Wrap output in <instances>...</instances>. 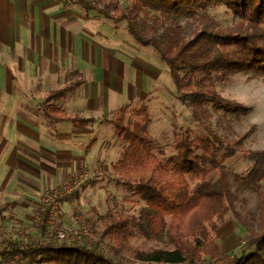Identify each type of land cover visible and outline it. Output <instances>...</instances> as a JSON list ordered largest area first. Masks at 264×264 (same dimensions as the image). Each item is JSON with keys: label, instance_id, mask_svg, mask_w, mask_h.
I'll use <instances>...</instances> for the list:
<instances>
[{"label": "trees", "instance_id": "16d2710c", "mask_svg": "<svg viewBox=\"0 0 264 264\" xmlns=\"http://www.w3.org/2000/svg\"><path fill=\"white\" fill-rule=\"evenodd\" d=\"M75 1L86 14L96 13L114 23L126 22L137 44L154 49L169 69L180 103L205 129V135L181 130L176 136L175 154L159 157L149 133V108L120 109L112 125L125 149L112 168L110 181L138 197L145 207L138 215L110 210L93 225L100 239L109 241L111 255L98 245L90 247L81 242L52 243L36 251L23 243L6 241L0 243L2 263L22 254L33 264H264V231L256 232L239 216L238 222L249 235L240 254L225 255L217 244L218 227L238 202L225 164L243 152L254 162L245 182L256 189L264 180V151H244L247 136L234 141L222 139L211 124L214 115L240 118L251 112L242 104L224 99L214 86L237 76L264 80V0H134L114 12L87 0ZM221 6L227 7L238 22L221 30L204 15L200 18L204 28L189 41L158 35L155 27L141 23L140 18L150 13L163 18H194L198 12ZM83 84L75 83L47 95L44 118L50 125L72 123L75 130L86 132L94 123L93 119L70 117L57 104ZM95 145L93 141L86 152ZM96 184L93 180L92 185ZM80 191L76 189L72 197H78ZM61 199L68 201L70 197ZM7 209V205L0 208V217ZM51 213L52 207L39 212L42 235L47 233ZM137 239L161 248L142 251L132 245Z\"/></svg>", "mask_w": 264, "mask_h": 264}, {"label": "rangeland", "instance_id": "374dc122", "mask_svg": "<svg viewBox=\"0 0 264 264\" xmlns=\"http://www.w3.org/2000/svg\"><path fill=\"white\" fill-rule=\"evenodd\" d=\"M87 1L106 8L109 12L124 9L134 2V0ZM62 4L67 9L68 18H74L75 27H83L87 45H96L100 53L109 48L110 79H116L126 86V97L122 98L119 104L116 99L113 100L116 104L112 105L114 110L108 114V117H103L102 114L91 117L94 123L89 126L86 133L75 131L72 123L57 125L58 127L50 125L44 118V112L48 106L45 96L42 97V102L35 104L32 116L37 129L43 130L46 135L52 137L56 130H60V137H57V139L60 138L59 144H67L75 154V158L67 163L74 169L67 173L62 184L72 176L93 177L78 187L81 188L78 197L69 195L68 201L61 202V198L66 195L62 193L60 187L52 194H38L23 206L9 208L0 217V243L6 241L23 243L29 248H33L41 241L50 245L56 243L57 233L63 231L75 242L85 244V239L81 238L84 227H89L99 237V231L94 229L93 225L99 224L98 218L105 216L110 210L126 215H138L139 211L145 207V203L127 189L110 181L112 168L121 159L125 149L118 141L112 125L120 109L149 108L152 118L149 133L157 148L156 155L159 157L175 154L176 136L181 133V130L191 131L195 136L205 135V129L193 119L189 109L180 103L169 69L158 59L152 47H142L135 42L128 33L126 22L114 23L96 13L86 14L76 6L75 0H62ZM204 15L213 20L217 29L221 30L231 28L238 22L235 15L225 6L198 12L194 18H163L154 13L148 16L141 15L140 18L141 23L151 28L155 27L158 35L168 34L189 41L204 28L200 20ZM69 36L68 32V42ZM68 42L62 61L63 65L67 64L66 68L58 76L42 78L46 84L50 82L52 89H65V85L67 87L83 79L82 76L75 75L74 68L77 64L76 57H78L75 54L77 48L75 42L73 48ZM70 48L72 53L69 52ZM88 55L90 57V54ZM100 59L102 60L101 55L99 61ZM104 82L106 83L107 79ZM214 87L224 99L242 104L251 111L247 116L240 118L214 115L211 122L214 133L230 141L247 136L243 143L244 151H264V80L237 76L225 83H216ZM70 99L68 95L65 100L57 104L70 116L78 115L85 118L80 110L75 109L74 102ZM119 105L122 106L119 107ZM53 141L56 142V140ZM93 141H96L92 152L96 166L86 167L88 155L86 148ZM225 166L231 177L232 192L238 196V202L235 204L234 211L226 216L225 222L219 225L217 244L225 255H232L240 254L249 239L247 231L238 222L237 216L251 225L256 232L264 231V180L256 189L245 182L254 162L247 159L243 152L228 161ZM93 180H97L96 185H92ZM45 200H52L55 207L47 233L42 235L38 228L39 212L47 207ZM104 242L111 254L109 241ZM132 245L142 251L161 248L159 245L141 239L134 240ZM0 264H3L1 258ZM18 264L33 263L27 258Z\"/></svg>", "mask_w": 264, "mask_h": 264}, {"label": "crops", "instance_id": "0c3cea01", "mask_svg": "<svg viewBox=\"0 0 264 264\" xmlns=\"http://www.w3.org/2000/svg\"><path fill=\"white\" fill-rule=\"evenodd\" d=\"M74 24L62 0H0V208L7 205L9 210L38 194H52L74 169L67 163L75 154L67 144H59L60 130L48 136L37 129L32 116L42 97L62 90L52 89L42 78L58 76L66 68L62 61L68 32V44L73 48L75 42L78 48L75 75L83 78L71 83L84 82L69 94L85 118L79 117H108L113 100L119 104L126 97V86L110 79L109 48L100 53L96 45H87L83 27ZM93 149L86 152V167L96 166Z\"/></svg>", "mask_w": 264, "mask_h": 264}, {"label": "built area", "instance_id": "2783aa9c", "mask_svg": "<svg viewBox=\"0 0 264 264\" xmlns=\"http://www.w3.org/2000/svg\"><path fill=\"white\" fill-rule=\"evenodd\" d=\"M92 177L93 176H88V175L69 177L61 186V191L66 196H69L72 194V192H74L76 189H78L79 186L85 184L86 181L88 182ZM45 203H46L47 207H52V213H53V210L55 207L53 201L52 200L51 201L45 200ZM50 221H51V218H50ZM81 238L85 239V244H87L88 246L91 247L93 245H98L100 247V249L106 255H111L109 253V251L107 250V246L105 247V244H104L105 242L103 240H101L97 234H95L93 231H91V229L89 227H84V230L81 233ZM79 241H81L80 238H79ZM64 242L73 243V242H75V240L70 239L66 232H63V231L58 232L55 244L59 245V244H62ZM46 246H47L46 242L41 241L38 243V246L33 247L32 249L37 251L40 248L46 247ZM23 260H25L24 255L18 254L17 256H15L13 259H11L9 262H7L5 264H18L19 262H22Z\"/></svg>", "mask_w": 264, "mask_h": 264}]
</instances>
